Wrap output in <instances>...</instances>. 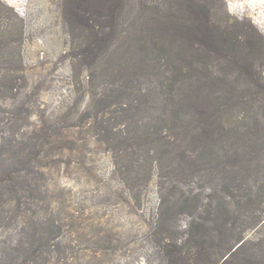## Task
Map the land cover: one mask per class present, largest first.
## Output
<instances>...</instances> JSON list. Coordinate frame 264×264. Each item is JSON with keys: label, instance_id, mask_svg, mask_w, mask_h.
Instances as JSON below:
<instances>
[{"label": "rangeland", "instance_id": "1", "mask_svg": "<svg viewBox=\"0 0 264 264\" xmlns=\"http://www.w3.org/2000/svg\"><path fill=\"white\" fill-rule=\"evenodd\" d=\"M255 137L264 0H0V264L37 246L44 264H143L159 212L179 237L222 214L247 257L264 248Z\"/></svg>", "mask_w": 264, "mask_h": 264}, {"label": "trees", "instance_id": "2", "mask_svg": "<svg viewBox=\"0 0 264 264\" xmlns=\"http://www.w3.org/2000/svg\"><path fill=\"white\" fill-rule=\"evenodd\" d=\"M258 52L260 53V50H258ZM241 54L240 46L237 45L233 48L232 56L234 59H236V57H241ZM201 83L204 84L202 79ZM237 88L239 89V86H237ZM109 127L110 126L104 128L105 133H112V128ZM203 134L206 135L207 130H204ZM145 138L147 140H151V138L147 135H145ZM110 139L111 141L116 140L112 136H110ZM119 142L124 144L122 139H119ZM263 145L262 139L255 137L253 141H249V145L247 147H249L250 153L254 155V152L259 153L263 150V147H260ZM145 169L150 172V168L148 169L145 167ZM8 172L11 174L9 170L4 171L5 174ZM142 179L145 180V176ZM2 180H4V177H1L0 182H2ZM171 215L169 217H165L164 212H159L157 218L155 220L152 219L145 226L146 232L144 241L148 244L149 249L147 255L143 258V264H196L200 261L206 262V264H211L212 262L214 264L216 261H219V264H244L243 262H245V264H264V248H259L250 252L247 257L244 256L243 252L248 248L247 245L250 244L249 242L237 241L233 246H229L227 250L224 248L227 244L226 233L223 229L220 230V227H225V223L227 225L229 221L221 222L220 219L222 214L221 216L217 214L213 220L216 228L219 226V229L215 230L213 229L214 227L208 228V226L205 227L203 225L202 230H199V227L198 229L195 227L194 230H191L194 228L192 226H197L198 224L192 221L189 225V227L192 228L188 230L189 232L187 235L181 237L170 232L171 229L168 227L167 222L172 218ZM203 230L209 232L212 231L209 236H214V239L216 237V242L219 243V247H213L211 250V247L207 246L208 243L206 242V238L204 239L203 237L205 234ZM33 236L40 243H43L44 247H49L50 236L43 233ZM211 241H214L213 238ZM222 249L225 251L223 252V256L220 254ZM53 251L50 249L42 250V246L33 247L30 251H28V254L24 256L22 263H27V260L30 264H35L39 261L44 264L43 262H46L47 257H44L43 254L50 255ZM220 255L221 261L219 260Z\"/></svg>", "mask_w": 264, "mask_h": 264}]
</instances>
